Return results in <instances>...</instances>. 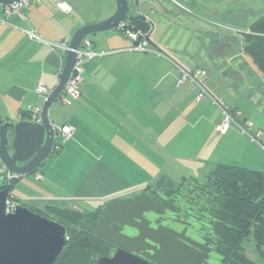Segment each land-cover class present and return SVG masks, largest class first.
<instances>
[{
	"label": "crops",
	"instance_id": "obj_1",
	"mask_svg": "<svg viewBox=\"0 0 264 264\" xmlns=\"http://www.w3.org/2000/svg\"><path fill=\"white\" fill-rule=\"evenodd\" d=\"M65 1L69 12L59 11L53 0H32L20 13L6 14L4 6L0 5L2 120L28 122L21 115L31 108H41L43 103L35 92L36 84H42L49 92L54 89L63 67V55L48 44L69 42L79 28L101 22L116 10L114 0ZM158 1L162 0L137 5L146 4L143 12L134 8L130 10L147 20L146 11L155 12ZM169 1L171 7L167 5L161 9L162 13L156 12L161 17L157 26L162 27L167 38L154 40L156 27L147 20L152 52L130 51L131 42L116 30L96 33L92 39L87 37L93 50L104 55L84 65L77 101L63 105L54 102L48 110V119L54 127L68 126L73 133L67 141L60 137L56 139L60 150L53 151L38 168L36 173L40 179L30 178L35 177L33 173L15 180L11 189L13 199L31 206L64 205L84 212L87 208L100 206L88 207L91 201L131 194L130 183L134 178L140 180L143 174L149 175L148 171L146 173L137 166L144 163L147 168L152 167L150 153L166 148L167 144H183V148L178 149L182 151L186 144L212 147L216 140L246 139L236 127L243 125L238 107L230 108L225 101V106L219 105L214 98L218 72L225 71L233 77L238 75L224 68V63L217 62L224 58L226 51L231 52V41L222 31L228 26L233 11L227 17L222 11L203 16L196 10L201 3L195 0ZM216 9L219 11V6ZM198 20L204 27L195 26ZM207 29L216 30V33L205 32ZM29 31L37 34L41 42L30 40L26 33ZM193 39H204L208 43L199 45L198 52L203 56L184 53L193 46ZM213 40H217V44ZM159 49L172 57L177 54L180 59L177 57L174 62L160 54ZM215 52H222V55ZM196 70L204 72L197 77V82L187 78L175 89L183 72L194 74ZM254 76L257 78L255 73ZM202 90L205 92L197 100ZM225 108L233 115L240 111L241 115L234 120L236 126L232 125L225 135H221L217 128ZM182 114H188L184 125L179 117ZM170 116L173 121L178 116L177 126L168 128ZM216 164L244 168L241 164L226 161H217ZM135 167L142 173L132 170ZM244 169L252 170L250 167ZM174 174L163 172L158 185L164 188L175 186ZM6 175L0 162V190L6 182Z\"/></svg>",
	"mask_w": 264,
	"mask_h": 264
},
{
	"label": "water",
	"instance_id": "obj_2",
	"mask_svg": "<svg viewBox=\"0 0 264 264\" xmlns=\"http://www.w3.org/2000/svg\"><path fill=\"white\" fill-rule=\"evenodd\" d=\"M23 0H0V5L7 6L19 3ZM116 10L107 19L93 24H87L79 28L71 37L68 50L63 55V67L57 75V83L46 97L41 106V116L39 123L32 122H10L0 118V162L7 172L8 179L0 190V264H54L64 247L68 243V231L63 226L44 219L28 209L18 205L11 197V181L21 177H27L36 173L38 168L54 151L55 132L54 126L48 119V110L62 92L72 68L76 61V51L81 42L89 35L116 30L118 25L129 19H144L142 16L132 12L129 7V0H114ZM201 9L207 13H217L216 6L225 4L226 0H198ZM212 6L211 8L206 6ZM204 7V8H203ZM231 11L227 12V17ZM217 44V42H216ZM221 47V51H222ZM216 55L222 52H215ZM232 80L236 78L226 73ZM144 193L126 198H112L104 204L102 219L97 227L88 225L85 220L78 224V228L88 232L93 236L101 237L105 241L118 245L119 249H128L125 242H130L129 238L119 234L112 224L122 225L138 229L134 223L128 220H119L117 215L124 212H135L137 208H147L155 210L152 201L143 202ZM12 200L14 205L10 212H6L7 202ZM146 209V210H147ZM116 216L117 220H114ZM148 235L152 229L147 228ZM105 231L107 235L101 234ZM165 236L160 239L148 237L153 243L165 246V256L175 258L174 232L170 229H163ZM113 236L118 241L111 238ZM161 236V235H160ZM199 250V248H198ZM116 257L111 260L97 258L92 264H113ZM155 264H165L155 261ZM126 264V263H124ZM166 264H177L176 260L167 261Z\"/></svg>",
	"mask_w": 264,
	"mask_h": 264
},
{
	"label": "flooded vegetation",
	"instance_id": "obj_3",
	"mask_svg": "<svg viewBox=\"0 0 264 264\" xmlns=\"http://www.w3.org/2000/svg\"><path fill=\"white\" fill-rule=\"evenodd\" d=\"M196 7L197 11L202 10L200 5ZM143 20L148 24L147 20ZM227 177L222 172L213 171L199 179H184L175 186L163 189L146 187L129 195L114 197L126 198L144 193L146 196L142 197V201H152L156 205V211L137 208L138 213L124 212L117 215L120 221L128 220L138 228L112 224V227L119 229L114 235L120 232L119 234L129 238L130 242H125L128 249H119L118 245L79 229L94 244L91 254L85 256L80 264H92L97 258L111 260L113 257L117 259L113 264H155L152 258L165 264L173 259L177 264L264 262V236L255 240L244 234L237 240L236 226L225 221L228 206L234 199ZM111 199L81 212L82 218L78 224L85 220L88 225L97 227L103 218V205ZM117 219L115 216L114 220ZM252 225L264 231V205L258 210ZM147 228L152 229L150 235L157 240L165 236L162 228L174 232L175 258L165 256V246L148 239L150 235ZM101 234L110 236L112 233L107 235L105 231H101ZM111 238L118 241L113 236Z\"/></svg>",
	"mask_w": 264,
	"mask_h": 264
},
{
	"label": "rangeland",
	"instance_id": "obj_4",
	"mask_svg": "<svg viewBox=\"0 0 264 264\" xmlns=\"http://www.w3.org/2000/svg\"><path fill=\"white\" fill-rule=\"evenodd\" d=\"M195 1L199 2L198 0ZM89 2H91V5L93 4V1ZM132 4L133 1L129 0L130 8H134L136 11L139 9L141 12L146 10V4L141 7H136V5L133 7ZM149 4L151 3L149 2ZM167 5H170L169 7L172 6L169 0L158 1L156 3L157 8H155V12H151L149 9L146 11L147 20L156 27L152 37L156 41L167 38L163 35L162 27H160V29L159 26H157L159 20H161V17L156 13H162L161 9H165V6ZM217 6H219L218 12L222 11L223 16L227 14L228 10L233 11L232 18H230L229 22L227 23L228 26L226 25L227 27H224V30L222 31L223 35L228 36L229 40L231 41L229 50L231 52L226 51L225 56L223 55L224 58L217 60V62H221L222 64L224 63V68H229L231 73L238 75L235 76V80H232L226 76L225 71L218 72V83L216 87L217 91L216 93L213 92L214 98L216 102L219 103V105L225 106V101L228 102V107H238V109L241 111L242 115L240 118V123L243 124V129L236 126L234 122L231 123V126H236L238 128V132L244 136V138H246V141H241L239 138L229 142L216 140L212 147L208 146L207 144H197L196 146L186 144L184 145V149L182 151H178V149L180 147L183 148V144H167L166 148L157 149L156 151H152L150 153L152 167L147 168V165H144V163L140 166H137L142 169V171H146V173L148 171L149 175L147 174L145 176L143 174L142 179L140 180L135 177L133 182L130 183L132 187L129 190L130 193L137 192L148 186L163 189L162 186L158 185V179L165 171L171 174L175 173L172 177L173 183L175 185L181 182L180 179L187 180L190 178L199 179L201 177H205L216 170V166L218 164H216L217 161H226V163L233 164L238 163L243 165L244 168L250 167V169L262 172L264 174V148L262 147L264 146V81L259 76H257L255 71L250 67L241 53V33L246 32L248 26L264 13V0H226L225 5L218 4ZM206 7L211 8L212 6L207 5ZM244 8L246 11H244ZM198 12L203 16H213L211 13L207 14V12L203 10ZM203 25L204 24H202V21L200 22V20H198L195 26L204 27ZM205 32L216 33V30L207 29ZM94 36L95 34H92L88 37L92 39ZM207 40H209V38H207ZM194 41L195 42L193 46L184 53L192 56L199 53L198 55H200V57L201 55L203 56L202 52H198L200 47L199 45L203 44L206 46L208 43L206 44L204 39ZM214 41L216 44L217 40H213V42ZM159 50L160 54L167 56L176 62L175 59L178 57L177 54H174L176 57H172L168 52H165L162 49ZM183 60L185 61L186 59ZM253 71L257 78H255ZM239 73L242 74V77L240 78ZM181 78H179L180 80L176 82L175 89L179 88V85L181 84ZM176 113L178 112L176 111ZM187 115L182 114V116H179L184 121L183 125L187 123ZM168 121V128L174 127V125L177 126L178 116L177 118H174V121L170 116L168 117ZM185 146H187L188 149H185ZM132 170H135L139 174L142 173L136 167ZM30 178L33 179L35 177L31 176ZM106 198L107 197L91 201L88 207L100 205L105 200H107ZM36 207L39 208L38 210H41L44 213L46 212L47 207L45 205ZM87 209L89 210L90 208ZM257 264H264V262L258 261Z\"/></svg>",
	"mask_w": 264,
	"mask_h": 264
},
{
	"label": "trees",
	"instance_id": "obj_5",
	"mask_svg": "<svg viewBox=\"0 0 264 264\" xmlns=\"http://www.w3.org/2000/svg\"><path fill=\"white\" fill-rule=\"evenodd\" d=\"M129 22L131 27L140 29L143 32H148L150 29L149 23L146 24L143 19H129ZM241 39L243 57L257 76L264 81V14L253 21L246 32L241 33ZM23 117H27V113L22 114L21 118ZM215 171L228 176L229 189L233 193L234 199L228 206V215L225 221L236 226L235 238L238 240L244 234L247 235V238L250 236L255 240L262 238L264 231L252 224L258 210L264 205V174L259 171L222 165L216 166ZM15 180L11 181V189ZM12 200L38 216L63 226L68 231V243L54 264H80L85 256L91 254L94 244L77 227L79 220L82 218L81 212L64 205L44 204L47 207L44 213L38 210L39 208L36 206L23 204L13 198ZM245 264H250V262Z\"/></svg>",
	"mask_w": 264,
	"mask_h": 264
},
{
	"label": "built area",
	"instance_id": "obj_6",
	"mask_svg": "<svg viewBox=\"0 0 264 264\" xmlns=\"http://www.w3.org/2000/svg\"><path fill=\"white\" fill-rule=\"evenodd\" d=\"M32 0H23L19 3L7 5L4 6V10L6 14L9 13H20L22 8L27 7ZM55 3V7L62 12H69L70 9L68 7V4L65 0H53ZM134 5H140L143 3H147L149 0H132ZM116 31L121 34L124 38L129 40L132 44V47L129 49L130 51H135L139 53H149L152 52L151 47L149 46V33L143 32L140 29H135L134 27H131L129 20H127L124 23H121L118 25ZM28 35V38L32 41H38L41 42V39L32 31L26 32ZM68 41H62L58 44H48L52 49L59 51L62 55L68 50ZM104 53L96 52L92 48L91 42L86 38L84 39L79 49L76 51V61L72 68V71L69 75V78L60 93V95L56 98L55 103L57 104H69V101H77L79 99L80 93H79V86L83 79V73H84V65L88 63L89 61H92L93 59L97 57L103 56ZM200 75H204V72L202 70H196L194 74L191 73H183V76L181 78V84L185 81V79L190 78L193 81L197 82V77ZM180 84V85H181ZM202 87L201 85H199ZM36 94L43 99V102L46 100L47 95L49 94V91L40 83L36 84L35 88ZM205 91H201L198 96L197 100H200L202 98V95ZM223 118L221 123L219 124L217 130L218 133L221 135H225L228 130L231 127V123L234 122L235 118L241 115L240 111H237L234 115L227 109L222 110ZM40 116H41V108H31L27 112V121L32 123H39L40 122ZM243 129V127L241 126ZM55 132V138L58 137L62 138L63 141L69 140L73 133V129L68 126H62V127H54ZM54 144V151L60 150V145L56 143ZM264 148V146H262ZM35 178L40 179L41 176L37 173H35ZM8 179L6 178V181ZM14 202L12 200L7 202L6 205V212H10Z\"/></svg>",
	"mask_w": 264,
	"mask_h": 264
}]
</instances>
